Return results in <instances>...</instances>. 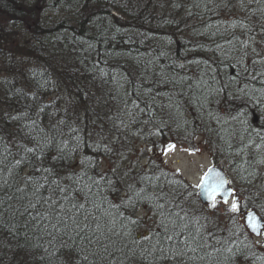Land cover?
Listing matches in <instances>:
<instances>
[{
	"label": "trees",
	"instance_id": "16d2710c",
	"mask_svg": "<svg viewBox=\"0 0 264 264\" xmlns=\"http://www.w3.org/2000/svg\"><path fill=\"white\" fill-rule=\"evenodd\" d=\"M262 30L264 0H0V137L11 152L5 164L10 168L25 155L17 141L32 146L24 140L25 133L42 137L32 125L36 121L55 137L45 162L54 163L61 178L78 172L81 158L87 156L99 161L90 174L106 173L117 181L115 189L101 190L106 201L93 211L101 216L105 230L119 233L112 239L121 249L115 256L123 264H176L157 251L141 255L143 248H151L141 240L148 231L138 227L125 236V222L111 207L120 206L127 216L121 200L129 184L152 193L157 190L153 185L166 181L171 182L167 189L178 194L181 215L186 212L205 226L200 239L205 246L189 252L197 258H184L183 264H264V245L255 244L241 219L249 209L264 217V120L255 119L253 112L264 109V83L259 77L237 75L241 58L253 69V48L264 56ZM233 76L239 82L231 81ZM245 84L251 99L239 92ZM240 112L248 116L232 119ZM16 116L20 119H11ZM74 127L88 144H95L99 133L105 137L100 142L114 152L105 154L82 144L70 160L53 162L60 141L72 142ZM199 137L212 163L226 172L241 212H227L224 219L210 216L196 189L184 179L156 163L144 168L131 158L136 143L151 150V156H143L154 161L167 144H190ZM120 152L128 159L121 160ZM113 167L116 173L110 171ZM28 170L14 172L9 177L13 188L5 192L11 195L23 187ZM145 173L153 177L151 182H141ZM140 209L152 215L148 204L131 215L145 222ZM106 210L111 214L102 215ZM26 219L6 212L0 220V264H65L69 251L76 264H85L84 254L93 264H106L93 255L94 248L82 253L80 242L73 244L67 236L63 239L68 249L60 247L59 235L50 244L52 237L26 225ZM189 230L195 231L191 224ZM229 247L232 252L224 250Z\"/></svg>",
	"mask_w": 264,
	"mask_h": 264
},
{
	"label": "snow or ice",
	"instance_id": "6c2138e0",
	"mask_svg": "<svg viewBox=\"0 0 264 264\" xmlns=\"http://www.w3.org/2000/svg\"><path fill=\"white\" fill-rule=\"evenodd\" d=\"M242 2L243 0H241ZM251 39L255 41V37ZM261 43H264V40H261ZM252 52L257 57L251 61L253 69L250 70L249 67L244 66V59L241 58L237 62L241 65V70L237 75L244 78L247 74V78L251 80H256L259 77L261 83H264V67H255L256 65H264V56H261L256 48H253ZM247 55L245 53V56ZM232 67H236V65H232ZM231 81L239 82L237 76H233ZM227 86L225 85V87ZM247 88L248 85L245 84L244 87L239 89V92L251 99ZM260 107V102L257 100L256 108L259 109ZM253 112L255 113V119L264 120V109L259 112L253 109ZM22 115L26 116L27 113ZM247 116V112H240L232 119L243 120ZM11 119H20V116L11 117ZM60 123H63V121H60ZM32 125L38 129L39 133L43 134L42 137L38 139L37 136L25 133L24 140L30 141L32 146L29 147L27 143L17 141V147L22 149L25 155L20 159H16L14 165L10 168L5 164V161L8 155H11V152L4 142V138L0 137V193H4L0 195V220L6 212H11L13 216H25L27 217L26 225L31 224L33 227L42 228L48 236L52 237L49 241L50 244H54L57 235H59L61 237L60 247L68 249L69 244L63 239L64 236H67L73 244L76 241L80 242L82 253L94 248L93 255L98 256L101 262L123 264L120 257L115 256V253L121 251V249L115 247L116 241L112 239V236L119 235V233L114 232L112 228L105 230V226L101 223V216L93 211V209L98 211L106 201V197H104L101 190L103 188L115 189L117 181L107 176L106 173H100L97 176L90 174L92 169L98 167L99 161L87 156L81 158L78 172L73 171L61 178L54 167V163L45 162L47 160L46 149L55 140V137L49 136L42 127L36 124V121H32ZM71 131L74 133L70 137L72 142L60 141L57 145L58 154L52 157L53 162L70 160V154L79 152L82 144L90 147L93 151H103L105 154L114 152L112 147L100 142L105 137L99 133L97 134V142L88 144L79 135L80 129L78 127L72 128ZM89 137H91V134H89ZM175 149L176 145L169 143L164 149V154L167 155L168 152L175 151ZM119 156L121 160L128 159L124 152H120ZM24 168L29 170L23 176V187H17L9 195L5 192V189H12L14 183V181L13 183L9 182V177L14 172L19 175V172H23ZM5 169H7V176L4 175ZM16 169H19V171H16ZM116 170L115 167L110 169L112 173H116ZM160 174L166 176V173L162 171ZM64 179L68 181L67 184L64 183ZM152 179L153 177L148 173L140 178L141 182H151ZM155 179L159 180L160 177L156 176ZM170 183L166 181L159 185H153V188L157 190L152 193H149L146 188L137 190L134 185L129 184L127 195L121 200V205L129 210V215L124 216L119 211L120 206L112 205L111 207L116 209L117 215L125 222L122 225L126 229L125 236H131L132 232L138 227L148 229V234L142 235L141 240L149 242L151 248H143L141 255L144 253L151 255L153 251H157L163 259L175 261L176 264H183L184 258L188 260L197 258L195 255L189 256V252L196 253L199 248L205 246L200 242V239H202L201 229L205 226L200 224V220L197 218L189 219L186 212L181 215L183 209L178 202V194L174 190L169 191L166 187V184ZM228 183L220 177L218 172L214 174L213 168H209L200 177V182L196 187L204 191L207 199L211 202L210 206L212 208L217 207V197L224 204H228L229 197H233L228 211L231 213L241 212V205L239 199L235 197V190L228 188L226 186ZM98 198L101 201L100 203H97ZM142 204H148L152 215L156 217L155 227L149 226L140 217L134 218L131 215ZM176 209H180V211H176ZM110 214V210H106L102 215ZM244 217L245 223L251 231L259 235L261 227L264 226L261 223L264 217H259L252 211L245 212ZM115 222L116 217L114 216L110 223L115 224ZM190 224L195 231L189 230ZM157 228L160 231H156ZM153 240L154 243H152ZM140 242L139 240H133V243L137 245ZM224 250L232 252L230 247ZM129 252L132 255L136 254L133 249H129ZM82 258L85 264H93L89 261L87 254H84ZM200 259H203V257H200ZM65 264H76L70 251L67 254Z\"/></svg>",
	"mask_w": 264,
	"mask_h": 264
},
{
	"label": "rangeland",
	"instance_id": "374dc122",
	"mask_svg": "<svg viewBox=\"0 0 264 264\" xmlns=\"http://www.w3.org/2000/svg\"><path fill=\"white\" fill-rule=\"evenodd\" d=\"M175 145V151L168 152L167 155H165L164 152L160 156L155 155V157H153L155 161L154 162L150 159L144 158L143 156L144 154L151 156V150L148 149L144 151L143 146H141V144L139 143H136L132 148L134 153L132 154L131 158L137 163V165H141L144 168H146L149 162L156 163L157 166L165 167L172 173L177 174L189 185L195 188L205 170L213 164L210 153L206 145L204 144V141L200 137L195 138L193 141H191L190 144ZM102 163L103 166L106 164L105 161H103ZM231 200L227 205H223L222 203L217 201L216 208L210 209V206H207V213L210 216H219V218L224 219L227 212H229L228 209L230 208ZM138 214L145 218V223H147L149 226L154 227L155 220L150 213H147L145 210L140 209L138 210ZM147 231L148 229L145 228L143 230V233ZM253 241L256 245L263 246L264 230L262 232V235L258 238H254Z\"/></svg>",
	"mask_w": 264,
	"mask_h": 264
},
{
	"label": "water",
	"instance_id": "95a60500",
	"mask_svg": "<svg viewBox=\"0 0 264 264\" xmlns=\"http://www.w3.org/2000/svg\"><path fill=\"white\" fill-rule=\"evenodd\" d=\"M209 168H213V169H214V174H215V172H218V173L220 174V177H221L222 179H224L225 181L229 182L226 186H227L228 188H230V189H233L232 185L230 184V181H229V178H228L227 174L225 173V171L223 170V168H222L221 166H219V165H210V166L205 170V172H206ZM205 172H204V173H205ZM204 173H203V174H204ZM199 182H200V180H199ZM199 182H198V183H199ZM196 194H197L198 201H199V203H200L201 205H203V206H208V205H210L211 202L207 199V196H206V194L204 193V191H203L202 189L196 187ZM230 198H233V197H229V200H230ZM217 199H218L222 204H224V203L222 202V200H221L219 197H217ZM224 205H227V204H224ZM248 211H252V212L256 213L257 216L261 217V216L259 215V213H257L255 210H248ZM246 212H247V211H246ZM242 220H243L244 227L246 228V230L248 231V233H249L253 238L260 237L261 232H262L264 226L261 227L260 234L257 235L256 233H253V232L251 231V229H250V228L247 226V224L245 223V217H244V214H243ZM261 223H262V225H264V220H262Z\"/></svg>",
	"mask_w": 264,
	"mask_h": 264
}]
</instances>
